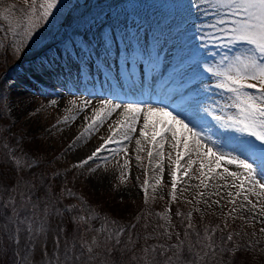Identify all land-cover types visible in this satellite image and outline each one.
<instances>
[{"label": "snow or ice", "instance_id": "obj_1", "mask_svg": "<svg viewBox=\"0 0 264 264\" xmlns=\"http://www.w3.org/2000/svg\"><path fill=\"white\" fill-rule=\"evenodd\" d=\"M24 3L25 16L17 21L24 32L21 45L30 42L39 29L55 18L54 10L61 0H42L38 14L37 0H24ZM184 7L211 19L199 24L193 20L188 27L169 24L165 33L159 26L145 27L138 21L134 4L108 5L107 11L101 8L99 12H89L87 17L84 13L74 15L78 6H73L64 24L71 27L75 21L76 29L61 41L57 52L39 57L31 71L37 78L41 75L67 78L75 72L77 78L88 79L89 72L95 70L103 71L107 80L112 77L111 72L105 70L106 66L110 68L114 60H118L119 76L128 82L130 89L139 92V97L130 102H116L119 93L113 92V98L100 99L96 104L82 97L68 101L71 109L66 107V112L76 109L88 113L83 116V131L73 144L107 125L105 135L98 137L99 145L72 167L88 166L89 172L94 173L101 165L92 168L90 162L106 159L102 153H123L126 158L119 175L123 181L130 163L125 141H130L138 131L136 152L147 151L150 165L159 158L155 163L159 174L155 177L154 189L164 181L167 144L171 149L167 159L170 166H174L170 171L173 201L181 179L178 174L182 173L189 180L199 181L195 187L203 189L198 193L197 204L203 203L207 209L213 205L222 208L221 201L226 196L232 205L229 216L243 220L247 226L254 227L258 221L259 232L264 234V0H189ZM15 11V4L0 10V20L8 22V31L12 30L10 15ZM81 24L85 25L83 33L79 31ZM142 32L145 35H141ZM188 32L193 35L185 39ZM89 33L91 38H87ZM173 34L176 39L170 38ZM193 38L196 44L191 43ZM169 44L171 47H166ZM209 46L228 52H208ZM19 51V47H14V53ZM141 64L143 78L138 72ZM193 74L198 77L195 83L190 79ZM153 90L155 95L149 94L145 99V93ZM0 99L6 98L0 96ZM49 103L54 106L58 101L52 99ZM38 111L35 109L29 115ZM2 118L3 113H0ZM75 119L73 116L72 120ZM68 120L65 116L63 123ZM221 133L233 135L225 137ZM19 144V141L15 145L8 141L0 146V176L4 175L3 169L14 173L9 176L12 183L4 185V192L0 193V208L5 210L4 217L0 218V236L12 248L13 264H26L27 253H34L37 245L43 252L41 264H125L119 257L127 252L133 253L127 264L138 259L135 255L137 241L129 232L135 224L125 227L105 219L99 228H93L92 222L98 217L80 203L62 204V198L71 199L75 194L66 187L54 194L50 181L59 173L47 176L34 172L41 167L35 162L38 157ZM73 144H69V149ZM113 144L121 147L110 148ZM135 159L139 162L141 156L137 154ZM25 171L31 173L32 179L21 175ZM148 184L145 180V200ZM41 190L43 195H38ZM187 218L183 239L180 233H175L174 243L142 248L145 256H151L144 264H157L156 253L163 257L160 264H184V250L193 253L196 245L200 246V251L195 253L200 264L216 261L222 248L212 239L215 230L209 233L205 228L201 236L191 223V212ZM53 220L57 221L55 228ZM66 222L73 226L71 233L65 227ZM189 229L194 232V242ZM126 232L128 239L124 241L122 237ZM49 233L53 240L51 252L47 249ZM88 233L95 234L85 240ZM165 234L172 239L173 233L165 230ZM236 235L241 236V232ZM227 240L233 241V234L230 233ZM259 242L234 244L227 249L232 254V264H250L246 258L236 259V256L254 251ZM261 251L264 252V248ZM27 264L32 261L28 260Z\"/></svg>", "mask_w": 264, "mask_h": 264}, {"label": "rangeland", "instance_id": "obj_2", "mask_svg": "<svg viewBox=\"0 0 264 264\" xmlns=\"http://www.w3.org/2000/svg\"><path fill=\"white\" fill-rule=\"evenodd\" d=\"M41 2L42 0H37V4L35 6L37 14L39 13V4ZM119 2L120 0H61V4L58 6V9L54 10L53 15L55 18L50 19L43 28L39 29V31L45 28L47 29L43 30V33H38V31L34 36L39 37L42 35V40L38 43V45H36V47L30 49L33 45L34 38L26 45H21L24 32L21 30L19 23H17V21H20L21 18L25 16V10L27 6L25 5L24 0H3L0 10L11 4H15L17 6V11L10 15L11 21L14 22L15 34H9V46L13 49L14 47H19L20 51L17 52L18 56L16 58L19 60V63L13 66L14 71L12 73L9 72L7 75L3 73L0 77V96L6 98L2 100L3 109L0 111V113H3V118L0 119V126L4 128L6 133L16 132L17 134H21L23 136L41 139L44 146L42 150L44 152L48 151L50 154H52L57 161L56 163H58V166L55 168V174L59 173V176L54 180L55 182H63L62 184H64V187L66 188H79L83 190L86 195L97 194L99 196H106L108 194L110 199L108 203L109 206L114 205L112 202H130V208L135 209L137 206L142 204L143 201H147L150 204L157 203L156 205H158V208L163 210V226L166 228L174 224L172 221L173 208L169 202L172 201L170 171L171 167L174 166H170V161L167 159L168 153L171 151L167 144H165L164 149V181L160 187L155 189L153 188V185L155 184V177L159 174L158 170L155 169V163L156 159L159 158L157 157L154 159L150 165L147 151H142L140 153L136 152L135 140L138 137V131L137 133L133 134V138L130 141H125V144L128 148L127 159L130 161V163L129 168L125 170L127 176L123 181H121L119 178L124 159L126 158L123 153L114 154L110 151H105L102 153L101 156H105L104 158L106 159L97 160L95 163L90 162L92 168H96V164L101 165L100 169L94 173L89 172L88 166H85L82 169L73 168V164L89 155L91 151L99 145L98 142L101 141L98 139V137L105 135V129L107 125L101 128L99 132L92 134L91 137H81L79 141H76L73 144L75 137L83 131L85 123L83 116L88 113L81 112L76 109L66 112V107L71 109V105L68 104V101L76 97H82L90 99L93 101V104H96L100 99L105 98L87 97L83 94H75V92H65V88H62L58 92L54 91L52 94H49L42 90L40 91L32 89L28 84L25 85L32 89V92L29 93L31 97L22 100L23 102L19 100L16 102L12 97V95H14L13 89L19 88L20 85H24L25 83L23 80H21L22 75H19L20 71L25 70L26 72L30 67H34L35 64L38 63L39 57L50 54L56 48L61 47V41L66 39L67 36L72 35L74 29H76V26H74L75 28L72 27L71 29L68 28L69 26L64 24L65 16L69 8L78 6V11L75 12L74 15H78L80 13L86 14L89 11L96 13L99 12L101 8L107 11L108 5H118ZM174 3H176V6L174 7L175 11L178 14H181L182 12L187 11L184 6L189 3V0H174ZM171 6L172 5L170 4L169 9H171ZM165 8H167V3L164 1H159L157 3L150 2L149 5L147 4L144 7L142 6V8L141 6L136 8V19L144 23L145 27H147L149 24H151L153 28L159 26L160 29H163L164 32L167 33V26L169 24L177 23L173 22L174 20L172 21V18L170 17L171 14L168 11L169 9L163 13ZM192 15V21L195 20L197 24L207 22L211 19V17L208 16H199L195 11ZM191 22L184 26H190ZM84 28L85 25H81L79 31L83 33ZM141 35L145 34L142 32ZM192 35V32L186 33L185 39H188V37H191ZM87 38H91V33L88 34ZM150 38V34H148L147 39L150 40ZM170 38L176 39L174 34ZM51 43L54 44L48 48H44ZM191 43L196 44L197 41L193 38ZM166 47H171V44L167 45ZM42 49L44 50L39 53ZM207 51H217L220 53L228 52L227 49L214 48L212 46H209ZM216 59H219V56H217ZM139 72H142V70ZM195 78H197L195 74L190 77L191 80ZM41 85L52 87L44 81ZM68 88L69 87H67V89ZM52 99L57 100L58 104L54 106L51 105L49 102ZM123 101L127 102V100ZM79 103L80 101H78V104ZM9 106H11L10 111ZM35 109H39V111L35 115L30 116L29 113ZM65 116L69 117L68 123H63V118ZM73 116L76 117L75 120H72ZM114 119L115 116L112 118V120ZM112 120L109 122L111 123ZM221 135L229 137L233 134L221 133ZM69 144H73L71 149L68 147ZM109 147L118 148L121 147V145H110ZM137 154L141 156V160L139 162L135 159ZM117 162H119V164H117ZM184 163L185 161L182 160L181 164L184 165ZM178 175H181V179L177 183V198L175 201L179 202L183 207H185L186 214L191 212L192 222L195 223L197 218L202 217H207L211 220L214 218H227L228 224L233 226L230 228V231L233 234V242L243 244L253 240L260 241L259 244L256 245L254 251H248L245 255H250L251 259H254L253 261L257 260V255L264 256V252L261 251V249L264 248V234L259 232L261 225L258 221L253 227L245 225L243 220H234L232 216H229V210L232 205L228 203V198L226 196L225 199L221 201V204L223 205L222 208H218L216 205H213L211 209H207L206 205L203 203L197 204L196 200L199 199L198 193L203 190L195 187L199 181L189 180L187 177H183L182 173ZM145 180L149 181L147 200H145L143 191ZM56 187L59 188L63 186L59 184ZM208 191H211V189ZM221 195H224L223 191L221 192ZM212 199H218V197H212ZM252 199L255 200L254 197ZM189 201H191V203H189ZM176 208H181V206L177 204ZM197 208L201 209V211L197 212ZM128 211L129 210L127 209V212ZM131 211L132 210L130 209V212ZM54 221L55 220L52 221L53 228ZM140 223L141 217L139 218V222L137 223L136 227L132 230V236L135 239H137V232L139 229L137 227L138 225L140 226ZM145 232L146 230L143 233ZM237 232H241V236H237ZM150 233V231L146 232V235H150ZM243 233H247V235H243ZM253 233H255L254 236ZM52 244V233H49L47 236V249L49 252L52 251ZM42 256V249L39 245H37L34 253H27L26 264L28 260H31L32 264H41Z\"/></svg>", "mask_w": 264, "mask_h": 264}, {"label": "trees", "instance_id": "obj_3", "mask_svg": "<svg viewBox=\"0 0 264 264\" xmlns=\"http://www.w3.org/2000/svg\"><path fill=\"white\" fill-rule=\"evenodd\" d=\"M164 1L167 3V8L164 9V12L169 9L170 4L171 9L168 11L170 12V17L176 22L177 24H184L186 22H189L193 18V12L194 10L188 9L187 11L182 12L181 14H178L175 11L176 3H174V0H120L119 6H124L126 4H134L137 5L139 8L141 6L144 7L147 4L149 5L150 2H159ZM2 4H0L1 7ZM167 11V12H168ZM94 13L93 11H89ZM89 12L85 14L87 17ZM77 15V14H76ZM79 15V14H78ZM83 25V24H81ZM76 26V22H72V26L68 27L74 28ZM47 28L43 29L46 30ZM69 29V30H71ZM43 30H40L38 33H43ZM15 33L14 30V22L12 21V30L8 31V22L0 20V77L3 73L7 72L9 67L11 66V62L17 61V52L14 53V49L9 46L10 38L9 34ZM37 37V38H36ZM33 39V45L30 49H33L38 45V43L42 40V35L39 37L36 36ZM2 100L0 99V111L3 109L2 107ZM13 135L15 136V139H12ZM10 141L14 145L17 143V141L20 142L19 147L22 149H30L31 153L34 157H38L37 160H35L36 163H39L41 167L34 169L33 171L36 173L43 172L47 176H52L55 174L56 170L55 168L58 166V163H56L55 157L50 154L48 151L44 152L42 149L44 148L43 143L41 139L36 137H29V136H23L21 134H17L16 132L6 133L3 127L0 126V146L4 142ZM4 175L0 176V193L4 192V185L11 184L12 181L9 179V176L14 175V173L8 172L7 169H3ZM22 176H24L27 179H32L31 173L28 171H25L21 173ZM39 182L37 181V184ZM52 185V192L54 194H59L60 189L62 187L57 188L56 186L61 184L64 187L63 182H55L54 180L50 181ZM70 189V188H68ZM72 192L75 194V197H78L79 199L74 198H62V204H70V203H80L83 207L90 210L92 215L98 217V219L94 220L92 222L93 228H99L103 221L107 219L108 221H116L117 225L129 227L132 224L137 225L139 222V218L141 217V223L140 226L138 225L137 228V239H135L132 236V228H129V232L133 238L134 241H137L136 248H135V255L138 258L137 260H132L131 264H144V261L146 259H151V256H145L142 252V248L146 245H155V244H171L175 242V233H180L181 238H184V232L185 227L188 224L189 220L187 218V214L185 211V207L182 206L177 201H169L170 205L173 208L172 213V221L174 224L172 226L164 227L163 223V210L158 208L157 203L150 204L147 201H143L142 204L137 206L135 209L130 208V202L123 203V202H112L114 205L109 206V195L106 196H99L97 194L93 195H86V193L79 189V188H72ZM38 195H43V191L37 193ZM177 204L181 206V208H176ZM134 208V207H133ZM127 209L129 210L127 212ZM130 209L132 210L130 212ZM179 213V215L177 214ZM148 214V215H147ZM5 210L0 208V218L4 217ZM147 215V216H146ZM144 216V217H143ZM66 221V218H65ZM143 223V225H142ZM191 223L194 226L195 232H199L201 236L204 234L205 228L209 230V233L212 232V230H215V234L212 237L213 241L216 245L220 246L222 248V252L217 255L216 261L211 262V264H232V254L227 251V249L231 248L235 243L233 241H228L227 236L231 233L230 228L233 226H230L228 224L227 218H214V219H208L207 217L197 218L195 223L191 221ZM57 221H54V228L56 227ZM225 224H227V227H225ZM147 225V227H145ZM111 227V225H109ZM163 226V227H161ZM65 227L67 228L68 232L71 233L73 230V226L71 224L65 223ZM142 227V228H141ZM146 230V232H151L150 235H146V232L143 233ZM165 230L173 233V237L171 240L168 239L167 235L165 234ZM190 233H192V236L190 239L194 242L195 235L193 230H188ZM95 233H88L84 236L85 240H90L91 236ZM128 232L125 233L124 237H122V240L127 241L128 239ZM232 234V233H231ZM144 237H151V239H148L147 241L144 239ZM207 242V241H205ZM23 243V240H22ZM245 244V243H243ZM242 244V245H243ZM200 251V246L196 245L194 248L193 253H189L186 249L184 250L182 254V260L184 264H193L194 261L197 262V264H200L199 261H197V257L195 253H198ZM245 253L241 254L238 253L236 256V259L240 258H246L248 261H250V264H264V256L257 255V260L253 261L250 257V255H245ZM133 256L132 252H127L123 256L119 257L122 261L127 264V262L131 259ZM155 258L157 261V264H160V262L163 260V257L159 254H155ZM0 264H13V257H12V248L10 245H8L6 239L2 236H0ZM111 264V262H110Z\"/></svg>", "mask_w": 264, "mask_h": 264}, {"label": "bare ground", "instance_id": "obj_4", "mask_svg": "<svg viewBox=\"0 0 264 264\" xmlns=\"http://www.w3.org/2000/svg\"><path fill=\"white\" fill-rule=\"evenodd\" d=\"M58 48H56L52 53L57 52ZM32 68L33 67H30L26 72H25V70H23V71H20V73H19L20 76L22 75L21 80H23V82H25V83H24V85H20L19 88L13 89L14 95H12V97L14 98V100L16 102H18V100L23 102L22 100L31 97L29 95V93L32 92L31 91L32 89L40 90V91L42 90L45 93L47 92L49 94H52V92H54V91L58 92L62 88H65L64 89L65 92H71V93L75 92V94L76 93L83 94L87 97H97V98H105V99L113 98L112 93L116 92V93H119V97L117 98L116 102H120L123 100H125V101L127 100V102H130V101L135 100L139 97V92L133 91L132 89H130L128 86V82H126L123 78H121L119 76L118 60H114V62L111 64L110 68L108 66H106L105 70L110 71L111 77H112V79H108V80H111L114 83L113 89L106 88V90H104L103 88H95V87L87 88L85 86V83H84V82H92V80H94V79H102V78L106 79L104 74H103V71L93 70V71L89 72V74H88L89 78L88 79H85L84 77H83V79H81L80 77L77 78L75 72H73L72 76L70 77V80H71L70 85L67 86V87H69L68 88L69 90H68L63 82L56 83L55 87L41 86L40 84L32 82L28 77V74H33V72L31 71ZM162 70H163V66H162ZM49 76L50 75H41L40 77L49 78ZM49 79H52V78H49ZM25 84H28L30 86V88H32V89L28 88ZM149 94L155 95L154 90L150 93L146 92L144 98L147 99ZM62 97H63V95H62ZM96 101H98V100H96ZM98 143H100V142H98ZM113 145H115V144H113Z\"/></svg>", "mask_w": 264, "mask_h": 264}]
</instances>
